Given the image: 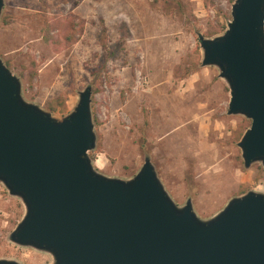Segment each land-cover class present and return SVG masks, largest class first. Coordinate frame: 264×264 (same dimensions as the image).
<instances>
[{"label": "rangeland", "instance_id": "374dc122", "mask_svg": "<svg viewBox=\"0 0 264 264\" xmlns=\"http://www.w3.org/2000/svg\"><path fill=\"white\" fill-rule=\"evenodd\" d=\"M234 2L6 0L0 57L22 79L25 99L57 118L68 116L92 86L95 168L128 180L149 156L176 203L193 199L206 220L243 190L264 191L263 167L247 170L238 147L251 122L229 116L228 85L217 68L202 67L199 35L222 36ZM56 18L85 26L80 41L60 54L42 39L45 22ZM188 67L196 69L189 77ZM24 215L22 202L0 184V260L51 264V256L10 242Z\"/></svg>", "mask_w": 264, "mask_h": 264}, {"label": "water", "instance_id": "95a60500", "mask_svg": "<svg viewBox=\"0 0 264 264\" xmlns=\"http://www.w3.org/2000/svg\"><path fill=\"white\" fill-rule=\"evenodd\" d=\"M231 16L222 36L199 35L202 67L228 85L229 116L251 122L238 144L245 168L264 169V0H235ZM93 95L87 87L68 116L54 117L25 99L0 57V184L25 208L12 244L51 264H264V191L205 220L193 199L176 203L149 156L131 179L100 173Z\"/></svg>", "mask_w": 264, "mask_h": 264}, {"label": "trees", "instance_id": "16d2710c", "mask_svg": "<svg viewBox=\"0 0 264 264\" xmlns=\"http://www.w3.org/2000/svg\"><path fill=\"white\" fill-rule=\"evenodd\" d=\"M173 2H177L178 0H172ZM235 0H231L233 3ZM226 28L224 29V31ZM85 32V26L83 23H77L74 19H64V18H56L53 20H47L42 29V39L46 46L51 48L55 53L60 54L67 49L75 46L81 39ZM211 34L208 35L210 37ZM193 66L198 67V64ZM38 68L39 63L34 62L31 65V76L32 78H36L38 76ZM186 76L189 77L193 75L196 71L193 67H188L186 70ZM24 76V75H22ZM67 97H61L57 104L59 107H63L66 104ZM51 110L53 112H57L58 109L55 105H51ZM243 136V132L240 133V137ZM261 179L258 178V182ZM246 191L243 190L242 194H245Z\"/></svg>", "mask_w": 264, "mask_h": 264}]
</instances>
